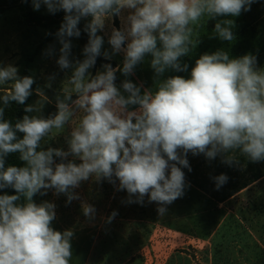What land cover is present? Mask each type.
I'll list each match as a JSON object with an SVG mask.
<instances>
[{"label": "clouds", "instance_id": "9594fccd", "mask_svg": "<svg viewBox=\"0 0 264 264\" xmlns=\"http://www.w3.org/2000/svg\"><path fill=\"white\" fill-rule=\"evenodd\" d=\"M254 2L32 0L34 10L44 5L51 14L63 11L55 34L61 45L56 63L62 70L71 69V75L56 97L54 114L29 115L41 108L27 104L26 114L13 122L5 118V110L12 102L25 105L35 80L21 77L12 64L0 66V86H5L0 94V190L15 192L0 194V264H70L74 233L52 227L54 203L33 199L49 189L65 194L70 203L78 199L73 189L83 181H118L129 203L142 204L147 196L164 215L166 206L184 195L182 169L191 171L189 153L209 161L221 156L229 166L238 163V155L253 163L264 161V68L257 67L254 55L204 53L187 77L160 79L168 70L189 71L181 58L192 51L197 42L194 31L205 20L237 17ZM117 16L122 27L111 29V52L102 53L104 37L98 32ZM81 20L87 21L88 42L83 59L73 61L71 38L80 37ZM233 24L232 19L218 20L215 36L232 41ZM52 52L50 48L48 54ZM119 53L122 66L106 63L102 71L90 72L99 56L110 60ZM149 55L155 90L142 91L127 79L118 87L116 73L133 74ZM66 125H72L67 151L41 148L45 137L64 131ZM10 154H18L23 166L7 165ZM213 180L219 189L228 176L222 173ZM83 213L92 217L95 208L85 204Z\"/></svg>", "mask_w": 264, "mask_h": 264}, {"label": "rangeland", "instance_id": "374dc122", "mask_svg": "<svg viewBox=\"0 0 264 264\" xmlns=\"http://www.w3.org/2000/svg\"><path fill=\"white\" fill-rule=\"evenodd\" d=\"M6 1L0 0V66L12 64L21 77L34 78L33 92L26 106L35 104L41 108L38 113L29 115L47 118L57 111L56 97L62 95L63 87L67 86L71 69L62 70L56 63L61 47L55 35L59 27L32 26L28 15L46 17L63 11L51 14L44 5L34 10L32 0H21L10 6H6ZM127 14V11L122 13L123 16ZM237 18L247 26L246 38L260 49L255 37L264 43V0H255L250 10ZM117 19L119 26L113 17L106 21L105 29L98 32L104 37L102 53L111 52L108 44L111 29L122 27L121 17ZM222 19H207L196 30L209 21ZM86 22H80V37L71 38L70 59L73 61L83 59L82 50L88 42L84 31ZM50 48L53 49L51 55L48 54ZM256 59L257 67L264 68V53ZM145 60L151 61L150 56ZM122 62V53L113 55L110 60L101 55L90 72L94 75L103 70V64L116 67L122 66ZM116 77L118 87L121 84L117 81L122 83L127 79L142 86V91L147 89L143 79L134 72L127 77L117 72ZM3 87L0 86V94ZM15 104L12 102L5 110L6 119L11 117ZM71 126L66 125L60 133L54 130L41 141V148L67 151ZM257 164L263 177L223 203L211 200L209 195L185 180L184 195L167 205L164 215L158 213L159 205L149 202L147 196L142 204L129 203L128 193L118 190L119 182L113 184L106 179L90 178L81 182L73 189L78 199L70 203L65 194L57 195L54 189L47 190L44 195L37 194L33 199L36 203H54L56 217L52 227L74 233L70 241V264H264V161ZM4 191L0 190V194ZM85 204L95 208L92 217L84 215Z\"/></svg>", "mask_w": 264, "mask_h": 264}, {"label": "trees", "instance_id": "16d2710c", "mask_svg": "<svg viewBox=\"0 0 264 264\" xmlns=\"http://www.w3.org/2000/svg\"><path fill=\"white\" fill-rule=\"evenodd\" d=\"M18 2H21V0H7L6 6H10ZM63 16V13L46 17L29 14L28 22L32 26L41 28L53 25L60 27L63 21ZM223 19H232L234 21L232 26L234 39L232 41H224L215 36L213 29L216 22L209 21L202 29H195L194 39L197 42L190 54L181 58V63L187 64L189 66V71L175 72L168 70L164 74V77H161L160 79H164L167 76L172 75H182L187 77L190 73L191 67L195 63V60L204 53H213L217 50H224L229 54L230 58L241 57L245 54H252L257 57L258 55L264 53V43L260 41V38L255 37L256 44L261 46L260 49H257L256 46H254L252 42L246 38L247 26L245 23L240 21L237 17H223ZM115 23L117 26H119L117 17H115ZM147 61L145 60L138 64L134 69V73L139 78L143 79L147 89L154 91L157 78L150 66V61ZM117 83L122 84L120 81H117ZM25 107L26 104L20 105L16 103L14 105V109L12 110V115L8 120L15 122L17 119H21L26 114L24 112ZM187 158L189 160L191 171H189L188 168L182 169L185 173V180L192 183L193 185H196L206 195H209L211 200L217 203H223L227 201L254 183L258 182L263 177L262 170L257 162L253 163L246 157L240 155L237 156L238 163L232 166L223 163L221 156L209 161L202 154L192 155L189 153ZM6 164L23 166V162L20 161L18 154H10L6 158ZM222 173L228 176V181L219 189H217L213 177H216ZM4 193L15 194L14 190L11 188L5 189L2 194Z\"/></svg>", "mask_w": 264, "mask_h": 264}]
</instances>
